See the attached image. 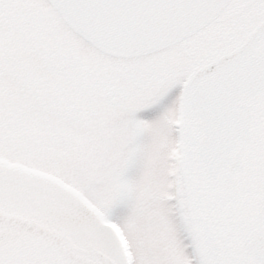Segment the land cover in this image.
I'll list each match as a JSON object with an SVG mask.
<instances>
[{
  "label": "snow or ice",
  "instance_id": "obj_1",
  "mask_svg": "<svg viewBox=\"0 0 264 264\" xmlns=\"http://www.w3.org/2000/svg\"><path fill=\"white\" fill-rule=\"evenodd\" d=\"M0 264H264V0H0Z\"/></svg>",
  "mask_w": 264,
  "mask_h": 264
}]
</instances>
